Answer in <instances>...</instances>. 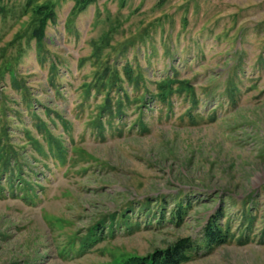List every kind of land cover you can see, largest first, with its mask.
Listing matches in <instances>:
<instances>
[{"label": "rangeland", "instance_id": "rangeland-1", "mask_svg": "<svg viewBox=\"0 0 264 264\" xmlns=\"http://www.w3.org/2000/svg\"><path fill=\"white\" fill-rule=\"evenodd\" d=\"M182 239L264 264V0H0V264Z\"/></svg>", "mask_w": 264, "mask_h": 264}, {"label": "trees", "instance_id": "trees-1", "mask_svg": "<svg viewBox=\"0 0 264 264\" xmlns=\"http://www.w3.org/2000/svg\"><path fill=\"white\" fill-rule=\"evenodd\" d=\"M226 232L219 228L218 221H212L206 224L203 232V247L205 251L223 244L226 241ZM188 239H182L175 245L163 250H158L153 254L143 257L130 256L121 264H180L185 259V253L195 248Z\"/></svg>", "mask_w": 264, "mask_h": 264}]
</instances>
